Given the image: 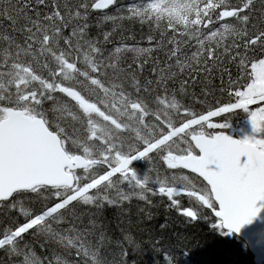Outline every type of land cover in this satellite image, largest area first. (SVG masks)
Instances as JSON below:
<instances>
[{"label":"snow or ice","instance_id":"1","mask_svg":"<svg viewBox=\"0 0 264 264\" xmlns=\"http://www.w3.org/2000/svg\"><path fill=\"white\" fill-rule=\"evenodd\" d=\"M116 4L0 0V206L16 209L15 201L30 194L57 201L34 216L21 206L24 222L3 233L0 249L19 257V264H45L28 236L70 246L102 264V221L95 213L70 221L62 210L72 213L76 204L122 207L134 196L147 201L146 194H159L190 221L200 218V209L210 210L211 227L224 237L264 226V55L250 54L264 53V0H136L125 6L142 23L159 29L166 22L156 43L164 60L152 58L148 76L145 54L152 49L117 46L105 55L88 35L90 12ZM109 36L104 33V40ZM122 50L136 53L135 67L120 66ZM229 64L239 73L235 80ZM216 76L230 102L196 113L177 99V92L191 88L194 101L204 103L201 96L217 90ZM239 113L247 114L256 135L226 134L230 117ZM154 160L172 171H157L153 180ZM138 161L149 167L140 172ZM181 170L196 178L183 175L177 187ZM181 194L193 207L181 208ZM65 223L71 226L62 228ZM93 236L96 244L88 239ZM249 242L264 244V227Z\"/></svg>","mask_w":264,"mask_h":264},{"label":"trees","instance_id":"2","mask_svg":"<svg viewBox=\"0 0 264 264\" xmlns=\"http://www.w3.org/2000/svg\"><path fill=\"white\" fill-rule=\"evenodd\" d=\"M230 2L234 4L239 0H230ZM134 3L136 0H117V4L105 12L115 17L111 20L104 19V13L91 11L88 17L90 24L88 35L99 40L100 46L105 50V55L117 46L122 49L125 46L128 49H152L150 53L145 54L149 56V63L144 66L143 75L148 76L149 69L152 67L151 59L157 58L161 62L164 60V50L156 48V43L160 32L165 29L166 22L162 21L158 29L154 23L150 26L148 22L142 23L138 18H132L130 11L125 6ZM219 26L220 24L216 23L209 25V28L214 29ZM104 33H110L107 41L103 38ZM167 35H172L171 31H168ZM149 36L153 38L151 42L148 39ZM177 39L184 38L178 36ZM231 40L232 37H229L227 42L230 43ZM250 54L264 55V53ZM119 55L121 57L120 66L127 68L129 64H132L135 67L136 53L122 50ZM143 58V56L140 57V59ZM78 66H83V54H81ZM228 66L231 69L233 80H235L239 74L237 68L235 64ZM225 81L227 82V75H225ZM240 82L244 83L245 81L241 80ZM212 83L217 90L206 99L201 96L199 87L194 89L195 94L204 99V103L194 101L191 88L188 90V94L177 92V99L196 113H204L217 103L230 102L232 98L227 92L219 91V76L214 77ZM175 87L178 89L179 85L177 84ZM225 87H227V83H225ZM230 118L231 127L225 129V132L240 138L245 137L246 132H242L240 126L247 119L245 128L246 130L252 129L247 114H233ZM213 119L223 120L224 117ZM254 135L256 134L254 133ZM153 162L157 163L162 174L164 172L162 163L159 160ZM95 171L99 174L103 173L102 169ZM176 186L180 187L181 184ZM123 187L127 190V185ZM146 195L147 201L134 196L130 202H124L122 207L105 205L96 209L93 205L76 204L72 213H67V210L62 211H65L70 221L74 220L75 216L86 219L93 213H95V218L102 221V229L106 236V240L99 248L102 264H168V261H171V264H256L254 256L242 240L238 237H224L211 227L214 217L210 210L200 209V218L190 221L182 215L181 210L170 205L167 197L150 193ZM177 198L182 209L193 207L192 201L186 195ZM55 202H57L56 199L48 194L44 196L30 194L15 201L16 209L0 206V238L9 228H14L24 222L26 217L19 211L21 206L28 214L34 216L47 210ZM69 208H72V205H69ZM70 226L69 223L61 225L62 228ZM70 235L74 236L75 234ZM27 239L36 254L45 259V264H48L49 260L52 264H56L57 259L67 260L69 264H95L93 256H77L76 250L70 246L65 249L63 245L37 236H28ZM88 239L92 244L97 242L95 236ZM53 251L57 255H53ZM19 261V257L12 256L8 251L0 249V264H19Z\"/></svg>","mask_w":264,"mask_h":264},{"label":"water","instance_id":"3","mask_svg":"<svg viewBox=\"0 0 264 264\" xmlns=\"http://www.w3.org/2000/svg\"><path fill=\"white\" fill-rule=\"evenodd\" d=\"M261 226L259 224L253 225L250 230H246L244 234H241L239 237L247 242L250 251L255 255L256 263L263 264L264 263V244L254 242H249V237L252 233L259 231Z\"/></svg>","mask_w":264,"mask_h":264},{"label":"rangeland","instance_id":"4","mask_svg":"<svg viewBox=\"0 0 264 264\" xmlns=\"http://www.w3.org/2000/svg\"><path fill=\"white\" fill-rule=\"evenodd\" d=\"M141 162H142V161L135 162V165L139 166ZM148 167H149V165H147L146 167H144L142 172H144ZM151 167L153 168V172L150 173V174H153V175L156 176V172H157V171H159V172L161 173V171H160V169L158 168V165H157L156 162H152ZM183 175H187V176L189 177V179H191V176H190V175H188V174H184V173H180V175L178 176V178L180 179V177H182ZM180 180H181V179H180ZM137 197H138V196H137Z\"/></svg>","mask_w":264,"mask_h":264},{"label":"bare ground","instance_id":"5","mask_svg":"<svg viewBox=\"0 0 264 264\" xmlns=\"http://www.w3.org/2000/svg\"><path fill=\"white\" fill-rule=\"evenodd\" d=\"M98 12H100V13H102L101 11H98ZM183 194H181L180 196H182ZM185 196V195H184Z\"/></svg>","mask_w":264,"mask_h":264}]
</instances>
